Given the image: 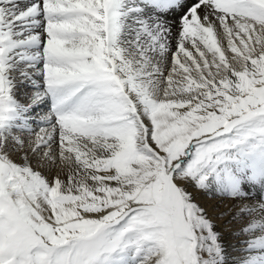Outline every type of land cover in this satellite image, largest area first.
<instances>
[{"label": "snow or ice", "instance_id": "6c2138e0", "mask_svg": "<svg viewBox=\"0 0 264 264\" xmlns=\"http://www.w3.org/2000/svg\"><path fill=\"white\" fill-rule=\"evenodd\" d=\"M0 264H264V0H0Z\"/></svg>", "mask_w": 264, "mask_h": 264}]
</instances>
